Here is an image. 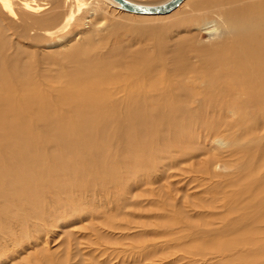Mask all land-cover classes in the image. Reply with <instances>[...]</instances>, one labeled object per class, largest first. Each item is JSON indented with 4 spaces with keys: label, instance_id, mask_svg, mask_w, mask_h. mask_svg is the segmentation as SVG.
Segmentation results:
<instances>
[{
    "label": "bare ground",
    "instance_id": "1",
    "mask_svg": "<svg viewBox=\"0 0 264 264\" xmlns=\"http://www.w3.org/2000/svg\"><path fill=\"white\" fill-rule=\"evenodd\" d=\"M88 1L63 0L66 13L57 24L59 14L45 13L49 3L0 0V197L18 205L25 200L18 192L27 190L32 197L39 190L45 194L52 179L67 178L71 186L77 175L71 176L70 165H74L70 160L87 163L88 150L97 159L103 153L101 142L110 145L108 153L113 158L123 146L124 134H129L124 162L136 160L138 153L129 149L134 146L139 150L143 143L135 138L158 129L170 132L171 123L184 119L192 132L201 135L199 155L211 154L200 163L205 165L202 177L207 176L211 183L219 181L220 194L215 195L216 216L206 214L203 205L191 208V213L197 212L192 217L205 213L208 228L183 224L189 232L185 240H205L201 243L214 251L209 253L216 255L218 264H264V145L252 134L251 151L262 157L255 158L252 166L245 162V166L251 170L260 162L257 172L262 173H253L250 187L241 190L231 183L237 173L235 162L228 159L237 152L225 145V135L215 131L221 125L199 124L202 119L236 117V108L241 107L259 110L264 130V0H182L166 14H136L120 9L113 0H97L136 19L174 14L154 25L138 20L144 28H129L130 43L106 57L94 52L96 49L90 51V43L80 50L77 36L81 30L71 34L76 21L83 28L88 26L78 19ZM154 5L158 4H146ZM53 7L61 8L59 0ZM96 13L93 8L92 14ZM56 24L52 29L43 28ZM121 29L125 27L116 21L111 35ZM39 33L48 43L39 46ZM203 34L209 36L208 41L203 40ZM44 49L49 51L43 54ZM254 110L248 115L258 123ZM214 133L220 136L213 138ZM169 139L168 135L162 141L166 144ZM152 159L148 155L150 171L145 169L143 174L157 171ZM88 178L93 182V177ZM126 178L133 180L130 175ZM199 180L191 178L186 183L201 184ZM4 182L11 188H4ZM53 187L58 190L61 186ZM215 188L208 186L206 193ZM179 199L173 196L172 200ZM159 209L166 214L178 212L173 204L162 203ZM6 224L16 222L2 216L0 228Z\"/></svg>",
    "mask_w": 264,
    "mask_h": 264
},
{
    "label": "rangeland",
    "instance_id": "2",
    "mask_svg": "<svg viewBox=\"0 0 264 264\" xmlns=\"http://www.w3.org/2000/svg\"><path fill=\"white\" fill-rule=\"evenodd\" d=\"M39 1L45 4L49 3L48 7L50 8L45 13L56 12L60 15L57 24L62 21L67 8L62 5L63 0H59L60 9L53 7L58 0ZM134 1L143 5H152V3L160 4L167 0H162V2L161 0ZM88 2L86 9L78 16V19L82 18V21L87 22L88 26L83 28L79 21H76L71 29V34H76L81 30V35L77 36L79 38L77 45L78 43L81 44L78 45L80 50L84 48V44L87 46V43H90V51L96 49L94 52H102L103 57L108 56L107 53H115L119 48L126 46L128 42L130 43L132 35L129 34L128 29L144 28L143 24L137 22L138 20L146 21V25H154L155 21H165L174 15L171 14V16L162 18L136 19L122 14L124 11L121 12L120 9L119 11L106 4L102 5L97 0ZM93 8L96 9V14H92ZM116 21L121 22L125 29H121L116 35H111L112 30L115 29ZM57 24L43 26V28L49 29L51 27L50 29H52ZM38 35L39 46L48 43L40 33ZM202 38L208 41L209 36L203 34ZM82 41L83 43H81ZM60 43L58 42V44ZM46 51L49 50L44 49L41 52L44 54ZM236 109L238 113L236 117L230 118L227 115L222 118L218 117L219 119H211L212 121L202 119L199 124L202 126V124L217 122L221 125L215 131L225 135L227 137L224 140L225 145L237 152L231 154L228 159L230 163L235 162L237 173L231 183L237 184L242 190V188L248 189L250 187L255 178L253 173L256 172L259 175L262 173V171L257 172V166L260 162H256L251 170L247 169L245 165L251 163L250 166H252L255 158L256 160L261 159L262 156L251 151L252 142L249 140H251L252 134H256L255 139L264 145V130L261 128L263 118L260 117L259 110L253 109L258 122L255 123L252 116L248 115V113H253V110H246L245 108L243 110L241 107ZM147 110L150 111L151 108H147ZM164 122L171 123L172 121ZM188 125L189 122L182 119L171 123L170 128L172 130L170 132L158 129L146 136L135 138L137 143H143V146L139 147L140 151L134 146L129 149L133 154L138 153L136 160L129 162H124L126 156L124 149L128 148L126 140L129 134H124L123 146L116 150L113 158L108 153V150L111 149L110 145L101 142L100 146L102 147L100 149L103 153L97 159H95L92 151L88 150L90 156H87V163L69 161L74 165H70L71 172H73L71 176L77 175L74 177L76 179L72 181L74 184L71 182V186L73 185L74 188L70 186V180L67 178L63 181L62 179H60L61 181L52 179L51 183L48 182L49 188H46L47 193L45 194L39 190L37 197H32L27 190L22 189V192H18V196L25 198L18 205L6 197H0V203H3L0 204V218L5 216L10 222H16L13 226L6 224L0 228V235H2V240L0 237V264L217 263L216 255L209 253L214 251L206 250V243H201L205 240H185L189 232L186 226H182L187 224L192 227L207 229L205 213H201L202 216H194V218L190 215L197 212L191 213V208H200V205H203L204 211H207L206 214L216 216L219 210L216 197H220L218 194L219 181L212 180L211 183L207 176L202 177V169L205 168V165L201 166L200 163L202 160L211 158V154L199 155L200 149L203 148L198 141L201 135L198 132H192ZM168 135L170 139L164 144L162 138H166ZM212 135L213 138L220 136L217 133ZM178 136H180L179 139ZM241 141L243 143L239 146ZM81 152L84 151L81 150ZM148 155L151 159L153 158L151 162L157 166V171L154 174L145 175V173L143 174L145 169L147 172L150 171V166L146 165ZM178 157L179 159H177ZM3 163L7 164L8 162ZM46 164L44 162L45 166ZM168 169L169 171H167ZM79 170H82L83 174L81 171V175H78ZM161 171L162 173L166 172L167 176L160 173ZM129 175L133 180L128 182L129 178L126 177ZM88 177L90 179L93 177L94 183ZM191 178L200 179L201 184H195L198 187L194 184L187 185L186 182L190 181ZM20 179L23 180V178ZM138 179L143 180V182L145 180V183L148 181V184L146 183L145 186V183L143 184L140 180L142 184L140 185ZM64 181H67L65 182L67 184ZM55 183L62 187L58 189L59 193L53 187L56 185ZM3 185L6 189L12 186L8 182H4ZM215 185L216 188L213 191L206 193L208 186ZM64 188L66 189L63 190ZM49 189H51L52 194L48 193ZM105 192L110 195H106ZM100 193L102 197H99ZM92 195H96V200L91 199ZM155 195L158 196L155 197ZM173 196L180 199L174 202ZM51 200L53 204L50 203ZM162 203L175 205L178 212L176 214L164 213L159 209ZM214 227L213 225L210 228ZM198 252L199 254L194 255Z\"/></svg>",
    "mask_w": 264,
    "mask_h": 264
},
{
    "label": "water",
    "instance_id": "3",
    "mask_svg": "<svg viewBox=\"0 0 264 264\" xmlns=\"http://www.w3.org/2000/svg\"><path fill=\"white\" fill-rule=\"evenodd\" d=\"M120 9L136 14H166L175 9L182 0H168L154 6L139 5L127 0H113Z\"/></svg>",
    "mask_w": 264,
    "mask_h": 264
}]
</instances>
